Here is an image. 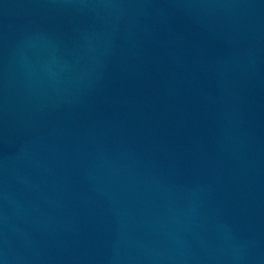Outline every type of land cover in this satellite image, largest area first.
I'll use <instances>...</instances> for the list:
<instances>
[{
    "label": "water",
    "instance_id": "water-1",
    "mask_svg": "<svg viewBox=\"0 0 264 264\" xmlns=\"http://www.w3.org/2000/svg\"><path fill=\"white\" fill-rule=\"evenodd\" d=\"M0 264H264V0H0Z\"/></svg>",
    "mask_w": 264,
    "mask_h": 264
}]
</instances>
